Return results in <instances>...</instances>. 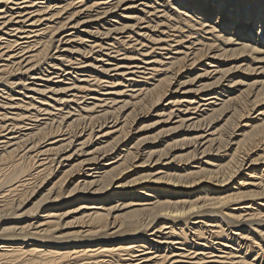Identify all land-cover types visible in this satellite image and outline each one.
Instances as JSON below:
<instances>
[{
    "label": "bare ground",
    "instance_id": "bare-ground-1",
    "mask_svg": "<svg viewBox=\"0 0 264 264\" xmlns=\"http://www.w3.org/2000/svg\"><path fill=\"white\" fill-rule=\"evenodd\" d=\"M134 1H141L138 15L117 14ZM82 14L100 21L95 31L79 32L88 21L77 20ZM110 16L117 18L112 26ZM0 19V97L6 98L0 102V264H263L264 66L256 65L264 62V0H0ZM73 28L78 31L67 33V39L60 36ZM88 36L98 37L87 45ZM63 41L80 45L58 46ZM156 49L168 51L167 62L160 55L150 59ZM48 69L75 74L70 86L49 88L54 95L74 91L70 99H43L38 105L33 98L14 101L20 94L16 88L46 92L31 89L27 76L41 80ZM76 70L89 75L78 81ZM185 73L189 76L181 81ZM49 76L46 82L54 80ZM210 76L214 80L202 83L194 100L172 96L186 94L180 87L197 77ZM104 82L132 87L133 93L122 106L99 115L94 102L77 110L67 107L83 99L107 102L100 97ZM238 85L246 88L229 91ZM218 87L226 95L215 107ZM164 101L168 106L158 115L166 122L175 110L184 112L179 127L205 126L202 133L162 148L130 140L138 117ZM205 105L211 111L197 115ZM13 108L22 111L11 116L2 111ZM110 119L114 124L104 131ZM99 137L106 141L97 143ZM81 153L87 156L72 162ZM200 154L213 158L190 166ZM109 155L114 160L101 164ZM152 163L160 164L156 173ZM132 168L138 175L122 182ZM128 191L132 198L119 204ZM77 198L76 208L63 210ZM177 212L187 215H172ZM195 215L203 220L191 222Z\"/></svg>",
    "mask_w": 264,
    "mask_h": 264
},
{
    "label": "rangeland",
    "instance_id": "rangeland-1",
    "mask_svg": "<svg viewBox=\"0 0 264 264\" xmlns=\"http://www.w3.org/2000/svg\"><path fill=\"white\" fill-rule=\"evenodd\" d=\"M140 2L141 1H134V2H132V3H130L129 2V4H132V5H134V6H139L137 9H134V8H130V9H128V10H123L122 8H124V7H126V6H129V4H125V5H123L122 7H121V10H116V12H117V14H121V16L122 15H124L125 17H127V16H130V15H132V16H136V15H138L139 13H138V11H139V9H142V6H140V5H138V4H140ZM10 6H12V4H9V7ZM14 7H17V6H15L14 5ZM70 11V10H69ZM122 11H124L123 13H121ZM95 12V11H94ZM94 12H92V14H94ZM63 15V17H66L68 14H62ZM85 15V14H84ZM77 18V20L79 19L80 21H86L87 19H88V16L86 17V15L85 16H83V14L82 15H80V17L79 16H77L76 17ZM84 18V19H83ZM91 18H93V20H91ZM90 19H88V21H86V22H82L83 24H81L78 28V30H79V32L80 31H82V29L83 30H89V31H95V28H96V24L95 23H98V22H100V21H98L97 22V20L96 19H94V17H91ZM115 17H112V16H110V17H108V19H106V20H108L109 22H110V25L109 26H112L116 21L115 20H117V18H115ZM59 19H61V18H59ZM83 19V20H82ZM126 19V18H125ZM2 19H0V21H1ZM90 20V21H89ZM96 20V21H95ZM111 20V21H110ZM119 20H122V19H119ZM125 21H127V22H130V20L129 19H127V20H125ZM56 22H58V20H56ZM107 22V21H106ZM105 22V23H106ZM126 22V23H127ZM73 23H74V21H73ZM92 23V24H91ZM89 24V25H88ZM107 26V25H106ZM69 27H70V25H69ZM85 28V29H84ZM76 28H73V29H70L68 32H63V33H61L60 34V36H64L66 39L69 37V36H65L67 33H69V32H72V35L73 34H75V32L76 31H78ZM73 31H75V32H73ZM68 35V34H67ZM59 36V37H60ZM120 37L122 36V35H119ZM96 37H98V36H88V37H86L87 39H89V41L87 42V45H90V43H92V41L93 40H95V39H97ZM78 41V40H77ZM64 42L65 41H63L62 43H60V45L58 44V46H63V48H71V47H73L74 45H80L78 42H75V44H73L72 43V45L71 44H68V43H66V44H64ZM57 45V44H56ZM63 48H61L60 49V52H56V54H60V53H63L62 52V50H63ZM144 50V49H143ZM160 50V49H159ZM158 49H156V51H158V52H154V54L153 55H151V58L150 59H153V57L154 56H158V55H160V57L159 58H163L164 59V61H166L167 62V58L166 57H168V55L167 54H165V53H167L168 51L167 50H160L159 51ZM55 49H53L52 50V52L51 53H55ZM95 52L94 53H100V52H98L96 49L94 50ZM162 51V52H161ZM103 52H105V50L103 51ZM174 51H172V53H173ZM170 54L169 56H173L174 54ZM93 55V54H92ZM90 55H87L86 57H89ZM85 57V58H86ZM105 58H108L107 56H105ZM120 57H118L117 59H119ZM105 62H107V61H105ZM113 62H116V61H112L111 63H113ZM64 65H67L66 63L64 64ZM98 65H100V63L98 64ZM112 65H114V63L112 64ZM257 68H259V67H261V66H264V62H262V63H258L257 65ZM46 67V65H44V68ZM199 67V66H198ZM198 67H196V69H198ZM200 68V67H199ZM201 69H203V68H201ZM260 69V68H259ZM49 71V72H48ZM54 71H59L60 73H61V75H62V77H55L56 75H54L52 72H54ZM77 71V70H76ZM78 73H77V78H79V80L78 81H81L83 78L85 79V77H86V75H89V73L88 72H84V71H77ZM115 72H117V71H112V72H110L109 73V75H111V77H113L112 75H115L116 73ZM195 71H193V73H194ZM37 73H40L39 71H36V72H33V74H36L37 76L39 75V74H37ZM59 73V74H60ZM65 73V74H64ZM200 73H202V70H198V74H200ZM258 73H260V70L258 71ZM257 73V74H258ZM257 74H256V76H257ZM47 75H50V76H52V79H54L52 82H46V80H44V79H46L47 77ZM185 75L186 76H184V78L183 79H181V81L182 80H186V78H188L187 76H189V74H187V73H185ZM194 76L193 77H195V73L193 74ZM215 75V74H214ZM33 75H29V76H27V85L31 88V89H33V88H38V89H41V90H46V92H41L40 90L39 91H35V92H33L34 90H25V89H20V88H16V93L17 92H19L20 94H18L17 93V95H15V96H17L16 98L17 99H15L14 101H18L20 98H22V97H26L25 98V102H29V100L30 99H34V103L36 104V105H38V103H39V101H41V100H43V99H45L47 102H50V101H52V100H54L53 98H59V97H65V98H71V96H72V94H73V92L74 91H67V93L66 94H59V95H54L53 94V92L52 91H50V89L51 88H55V89H58V88H62V87H68V86H70L71 84H72V81H73V79L72 78H74L75 77V74H73L72 76H70V75H67L66 74V72L64 71H60V70H56V69H48L47 71H45L44 73H43V75H42V79L41 80H35V79H31V77H32ZM49 76V77H50ZM250 77H255V76H250ZM63 78H66L64 81H63V86L62 85H60V84H58V83H61V82H56V81H59V80H61V79H63ZM92 79L93 77H89V79ZM114 79H116V77L114 76L113 77ZM125 78H128L127 76H125ZM81 79V80H80ZM179 79V78H178ZM211 79V80H210ZM121 80H124V79H119L118 81L120 82ZM214 80V78L212 79L211 78V76L209 77V78H207V77H204V78H196V80H194V82H193V84L192 83H188V84H186V85H184V86H181L180 88H181V90H179V93H186V94H174V93H172V96L173 97H175V95H180V96H183V97H181V100H183L184 98L185 99H187V100H194L195 99V97L198 95V94H200V92H197V90L199 89L198 87L200 86V85H202V83H205V82H211V81H213ZM251 80H255V78H252ZM92 81V80H91ZM125 81H127V80H125ZM153 82V80H150L149 81V83H152ZM248 81H250V80H247V81H245V83H247ZM78 83H81V82H78ZM92 83H93V81L92 82H90V84L92 85ZM177 83H178V81H176L175 82V87L172 89V91L176 88V85H177ZM105 86H104V85ZM102 85L103 86H101L102 87V90L100 91L101 93H103L104 92V94H100V97H101V99L103 98V99H107V102H105L106 100H94V99H83V100H79V101H77V102H70L69 103V106H67V107H69V109H71V110H77L78 109V105H79V107H82V106H85L86 104L87 105H89V106H91V105H95V109L96 110H94V113L96 114V115H99V114H102V112L103 111H105L106 110V108H107V110H112L113 109V107L114 108H118V107H120V106H122V104L124 103V102H126L127 100H129V98H130V96L129 95H131V93H133L131 90H129V89H131L132 87H127V89H125L126 87H122V86H115V87H107L106 86V83L104 82ZM227 84V81H223V86H225ZM58 85V86H57ZM47 86V87H46ZM33 87V88H32ZM135 87H140V86H135ZM45 88H47V89H45ZM50 88V89H49ZM107 88H109V90H107ZM243 88H246L245 86H243V85H238V86H234L233 88H231V90H229V91H231L232 92V90H233V94H236V93H238L239 92V90L240 89H243ZM216 89H218V90H220V93H221V96H219L220 98V100H216L215 102V107H219V105L221 104V98L223 99L224 97H225V95L226 94H224L225 92V90L226 89H224V91H222V89H223V87H221L220 89H219V87L218 88H216ZM120 91V90H127V91H125V94L123 95V94H121V95H116V94H114L113 92H117V91ZM25 91H27V93H25ZM108 92L107 94L105 93V92ZM188 91V92H187ZM99 92V93H100ZM115 92V93H116ZM131 92V93H130ZM174 92V91H173ZM197 92V93H196ZM24 93V94H23ZM112 93V94H111ZM175 93H177V92H175ZM194 93V94H193ZM204 93H206V92H204ZM81 94H83V93H79V95L81 96ZM27 95V96H26ZM5 96V95H4ZM199 96V95H198ZM51 98V99H50ZM115 98V99H117L116 101H115V103L112 101L113 99ZM177 98V97H176ZM111 99V100H110ZM175 99V98H174ZM132 100V99H131ZM197 100L198 99H196V103L194 104V106L195 105H197ZM1 101H3V102H5L6 101V98H3L2 99V97H0V102ZM85 101V102H84ZM109 101H110V103H109ZM79 102H81L80 104H79ZM95 104H94V103ZM102 103V107L100 106V104H98L97 105V103ZM103 102H105V105L103 104ZM123 102V103H122ZM166 102L167 101H164L163 102V104L162 103H160V104H158V106L155 108L156 109V111H153V112H151L150 114H148V115H145L144 117H143V115H140L139 117H138V119H137V121L132 125V127H131V132H130V140H134V142H136L138 139V141H142L143 142V144H142V146L144 145V147H145V145L146 146H148V145H152V146H155V147H153V148H162L161 146L162 145H164V144H166V143H171V142H174L175 140H180L183 136H186V135H188L189 133H191V134H194V133H202V131H203V129H205V126H203V128L202 129H200L201 130V132H200V130H196V129H188V128H186V127H179V120H180V118L178 117L179 115H181V116H183V117H187V115L183 112V113H179L178 114V111L177 110H175V112L176 113H174L173 115H172V117L170 118V120H168L167 122L165 121L166 119L165 118H167L166 116H159L158 115V112H160V111H163V109H166L167 108V106H166ZM76 103H78V104H76ZM106 103H107V106H106ZM184 103V105L183 106H185L186 104H187V102H183ZM104 105V106H103ZM120 105V106H119ZM118 106V107H117ZM97 107V108H96ZM112 107V108H111ZM128 107L129 106H127V107H125L124 108V110L123 111H126L127 109H128ZM105 108V109H104ZM24 109V108H23ZM57 109V107H55V109L53 110V112L54 113H57V111L58 110H56ZM182 109H184V107H182ZM8 110V112H9V115L11 116L14 112L16 113V112H20V111H22L21 109H3L2 111L3 112H5V111H7ZM67 110H68V108H67ZM203 110H205V111H211L210 110V108H208V106H201V108H200V111L198 112V114L197 115H200V113H203L202 111ZM31 112L33 111V110H30ZM96 111V112H95ZM64 112H66V109H64ZM157 112V113H156ZM192 112V111H191ZM190 113V112H189ZM28 114H30V113H28ZM157 114V115H156ZM188 114V113H187ZM188 115H191L192 117H196V114H188ZM257 115V112H255L254 113V111L252 112V117H254V116H256ZM258 117H260V115L258 116ZM123 119H121V121H122ZM178 121V122H177ZM220 121V120H219ZM219 121H217V122H214L212 125H216L217 123H220ZM112 119H110L109 120V124H108V126H107V128H103L104 129V131L106 130V129H111V126L114 124V122H112ZM190 122H192V121H190ZM190 122H188L187 124H189ZM186 124V125H187ZM173 128V129H172ZM210 128V126L209 127H207L206 128V130H208ZM98 130V128H96V131ZM170 130V131H169ZM190 131V132H186V131ZM95 131V132H96ZM25 132H28V131H25ZM207 133V132H206ZM100 134V133H99ZM99 134H97V136H100ZM159 134V135H158ZM208 134V133H207ZM158 136V139L157 140H152L151 138L153 137V136ZM96 136V137H97ZM146 137V138H145ZM99 139L100 140H98V142L97 143H99V142H101V143H104L105 141H106V138H103V137H99ZM142 139V140H141ZM145 139V140H144ZM75 140V139H74ZM80 141H74V143H75V145L77 146V145H79L78 143H79ZM130 142V141H129ZM134 142H132L129 146H131ZM165 142V143H164ZM74 145V144H73ZM159 146V147H158ZM90 147V146H89ZM200 147H201V145H200ZM72 148H73V146L72 147H70V148H68L66 151L68 152V154L69 153H71V152H73L74 150H75V148L72 150ZM125 149V147L124 146H121L119 149ZM87 149H88V147H87ZM90 149V148H89ZM185 149V148H184ZM188 149H191V147H188ZM185 152V151H184ZM178 153V152H177ZM61 154H64V152L63 153H61ZM82 154V153H81ZM79 155V156H74V160L72 161V162H76L77 161V159L79 158V159H83V158H85L87 155L86 154H82V155ZM110 157H107L105 160L106 161H101V164H105L106 162L108 163V162H111V161H113L114 159H112L113 157H114V155H109ZM121 157V156H120ZM209 157H211V158H213L212 156H206V155H199L196 159L197 160H193V162L191 163V165L190 166H196L198 163H200V162H202V161H206L207 160V158H209ZM61 158H59V160H60ZM71 162V163H72ZM196 162V163H195ZM64 165H66V164H68V162H64L63 163ZM152 166H155L154 168H152V170H153V173H156L157 171H159V169H157V167L160 165V164H154V163H152L151 164ZM103 165H100V167H102ZM151 167V166H150ZM59 169V168H58ZM133 169L134 168H132L131 170H130V172L128 173V174H126V175H124V177H123V179L121 180L122 182H124V181H126V180H128V178H126L128 175H131L130 177H129V179L130 178H133V177H135V176H137L138 174H135V172L137 171V170H135V171H133ZM147 168L146 169H143V171L141 172V173H146L147 171ZM133 173V174H132ZM77 175V174H76ZM78 176V175H77ZM124 178H126L125 180H124ZM83 179V178H82ZM82 179H80V181L82 180ZM50 180H53V178H51ZM49 180V181H50ZM120 181V182H121ZM51 185V184H50ZM194 189V188H193ZM193 189H191V191L192 192H194V190ZM182 192L184 193V192H186V190H182ZM151 194H153V192H150ZM131 195H132V193H130L129 191L127 192V194H126V196H120L121 197V199L122 200H120V202H118L119 204L122 202V201H129V199L130 198H132L131 197ZM154 195V194H153ZM118 198H115V200H114V202H112V204L111 205H114V204H116L117 203V200ZM78 202H80V200H79V198H77L76 200H75V202H70L69 204H66V206L64 207L65 209H63V210H65V211H67V210H73L74 208H76V206H77V203ZM107 204H109V202L107 203ZM251 204V203H250ZM110 206V205H109ZM236 206V205H235ZM234 205L233 206H230L229 208H231V209H233V207H235ZM237 206H239V205H237ZM254 206V205H253ZM228 211H230V210H228ZM42 215V214H41ZM72 215H75V216H77V215H79V214H77V212H76V214L75 213H71V216H68L67 217V220H69V219H72L73 218V216ZM200 216V215H199ZM39 217H42V216H39ZM193 218H195V219H191V222H194L195 220L196 221H201V220H203V218H201V217H197V215H195V216H193ZM25 219H28L27 220V222H29L30 220H29V218H25ZM38 219V218H37ZM37 219H34V220H32V222H35ZM25 221V220H24ZM195 221V222H196ZM156 223H158L157 221L154 223V224H156ZM254 225L255 226H258L259 224H257V222H254ZM248 225H243V227H247ZM155 229H152V230H150L149 232L151 233V232H155L154 231ZM167 230H164V232H166ZM148 232V233H149ZM163 232V233H164ZM149 233V234H150ZM160 233H158V235H159ZM150 236V238H155L154 237V235H149ZM232 244V243H231ZM175 247H177V245L175 246ZM215 247L217 248V249H219L218 248V245L217 244H215ZM235 247H237L236 245H235ZM217 251H219V250H217ZM254 256L255 255H253V256H251V258L249 259V260H253L254 259ZM256 262L257 261H253V263L254 264H256ZM261 263H262V261H261ZM263 264H264V262H263Z\"/></svg>",
    "mask_w": 264,
    "mask_h": 264
},
{
    "label": "snow or ice",
    "instance_id": "snow-or-ice-1",
    "mask_svg": "<svg viewBox=\"0 0 264 264\" xmlns=\"http://www.w3.org/2000/svg\"><path fill=\"white\" fill-rule=\"evenodd\" d=\"M218 206V205H213V207ZM196 209H191L190 211H195ZM172 215H176V216H183V215H187V213L184 212H177V213H172ZM6 231H11L10 229L6 230Z\"/></svg>",
    "mask_w": 264,
    "mask_h": 264
}]
</instances>
